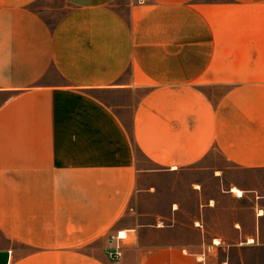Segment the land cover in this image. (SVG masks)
I'll return each instance as SVG.
<instances>
[{
    "label": "crops",
    "instance_id": "crops-1",
    "mask_svg": "<svg viewBox=\"0 0 264 264\" xmlns=\"http://www.w3.org/2000/svg\"><path fill=\"white\" fill-rule=\"evenodd\" d=\"M40 1L0 0V264H236L222 252L264 250L258 190L222 187L253 200L231 237L214 224L219 196L193 190L189 224L180 204L156 206L161 174H264V0ZM217 154L227 167L206 165Z\"/></svg>",
    "mask_w": 264,
    "mask_h": 264
},
{
    "label": "rangeland",
    "instance_id": "rangeland-1",
    "mask_svg": "<svg viewBox=\"0 0 264 264\" xmlns=\"http://www.w3.org/2000/svg\"><path fill=\"white\" fill-rule=\"evenodd\" d=\"M62 5L63 13L67 10L65 3ZM59 1L53 2L41 0L38 4L34 5L35 9L42 10L46 7H52L53 11L59 10ZM54 18V17H53ZM210 167H227V164L222 156L219 154L213 155L210 161L206 163ZM213 172H206L194 168L191 170H184L176 174H161L157 177L158 190L156 194L159 196V201L156 203L157 209L160 213H167L170 206L180 204L183 208V213L180 215V221L183 224L191 223L192 217L197 215V202L196 192H203L206 196L212 199L219 196L220 212L216 223L217 227H221L223 230H228L235 221L240 220L250 224L246 220L249 209L253 206V200L245 198L237 201V197L228 198L221 194L222 187L225 189L238 188V189H251L258 190L264 193V174L253 176L252 174L241 172L234 169L225 170V175L220 179L212 177ZM237 196V195H236ZM174 204V205H175ZM146 206L148 207L150 204ZM227 236L231 237L232 233L226 231ZM186 236L193 237L190 233ZM0 241H2L0 239ZM110 249V243L106 249V254L109 258L108 252ZM230 256L232 263H238L239 259H244L249 264H264V250H229L222 252V259L226 256ZM112 262V261H111ZM114 263V262H113Z\"/></svg>",
    "mask_w": 264,
    "mask_h": 264
},
{
    "label": "built area",
    "instance_id": "built-area-1",
    "mask_svg": "<svg viewBox=\"0 0 264 264\" xmlns=\"http://www.w3.org/2000/svg\"><path fill=\"white\" fill-rule=\"evenodd\" d=\"M139 4H146L148 0H137ZM127 240V234L124 231H119L115 235L109 237L110 249L108 252L109 259L118 263L124 258L123 242Z\"/></svg>",
    "mask_w": 264,
    "mask_h": 264
},
{
    "label": "bare ground",
    "instance_id": "bare-ground-1",
    "mask_svg": "<svg viewBox=\"0 0 264 264\" xmlns=\"http://www.w3.org/2000/svg\"><path fill=\"white\" fill-rule=\"evenodd\" d=\"M233 193L236 194V195H239V196H242V192L241 190L237 189V188H233Z\"/></svg>",
    "mask_w": 264,
    "mask_h": 264
}]
</instances>
